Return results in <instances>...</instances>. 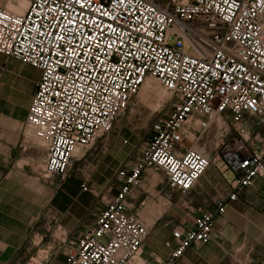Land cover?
<instances>
[{
  "label": "built area",
  "instance_id": "built-area-1",
  "mask_svg": "<svg viewBox=\"0 0 264 264\" xmlns=\"http://www.w3.org/2000/svg\"><path fill=\"white\" fill-rule=\"evenodd\" d=\"M13 1L15 10L0 5V53L41 70L24 131L46 148V176L63 178L146 85L157 82L173 102L59 264H127L150 231L128 209L145 170L162 171L185 193L219 161L232 172L228 198L175 227L176 245L167 240L169 254L157 263L181 264L191 245L217 236L228 203L264 179V0ZM198 132L211 134L215 155L187 145ZM81 187L88 191V181ZM27 264H48V256Z\"/></svg>",
  "mask_w": 264,
  "mask_h": 264
},
{
  "label": "crops",
  "instance_id": "crops-1",
  "mask_svg": "<svg viewBox=\"0 0 264 264\" xmlns=\"http://www.w3.org/2000/svg\"><path fill=\"white\" fill-rule=\"evenodd\" d=\"M0 5L15 10L16 3L0 0ZM4 57L0 53V264H27L31 257L42 253L47 254L48 264H59L65 258L69 242L95 222L117 193L119 169L136 161V154L149 135L130 160L127 153L112 152L109 178L98 175L97 180L108 182L115 176L118 184L97 203L100 190L83 191L82 180L78 183L69 176L64 182L50 184V177L42 170L46 148L24 131L38 78L25 70H3ZM253 124L260 127L257 122ZM223 167L215 161L205 171L189 190L191 205L181 210L178 200L173 202L170 197L160 195V183L165 180L169 185L165 174L155 168L145 170L128 209L137 213L150 231L138 254L127 264H157L165 259L170 251L166 241L176 245L172 236L175 227L191 226L195 216L215 210L218 198H228L231 189L227 181L232 176ZM93 178L91 175L90 180ZM163 203L168 206L162 208ZM140 204L148 211L136 209ZM167 211L172 215L170 221L176 222L172 227L158 223ZM151 223L158 225L154 228ZM215 228L217 236L191 245L181 264H264V179H258L255 188L241 190L238 199L229 202L225 212L216 217Z\"/></svg>",
  "mask_w": 264,
  "mask_h": 264
},
{
  "label": "rangeland",
  "instance_id": "rangeland-1",
  "mask_svg": "<svg viewBox=\"0 0 264 264\" xmlns=\"http://www.w3.org/2000/svg\"><path fill=\"white\" fill-rule=\"evenodd\" d=\"M2 69L29 71L38 78L37 82L41 74L40 68L35 65L22 60L6 57H4ZM172 108L173 102L168 91L157 82H154L152 85H146L142 92L133 98L130 107L118 115L110 132L101 135L86 151H81V157L77 160H73L72 165L66 174H64L63 178L61 176H52L48 178V182L50 184L61 183L66 181L69 176L75 178V181L78 183L79 180H82V182L87 180L89 182V188L100 190L99 195L95 200L97 203L105 195L108 196L109 192H112L114 186L118 184V181L115 180V176L111 177L108 182L97 180L98 175L103 178H109L112 171V166L110 165L111 158L113 157L112 152L116 151L121 155L127 153V159H132L133 153H135V151L144 143L145 139L148 138L153 120L159 116L170 114ZM116 137H118V142H115ZM191 138H194V135H191ZM187 145L194 146L201 151L203 147L206 146V150L210 151L212 155H215L217 151L211 134L201 135L198 132L196 133L195 139L189 140ZM124 164L125 162L121 164V166ZM223 166V168L228 170L225 165ZM91 175H94L92 181L90 180ZM228 176H232L230 170H228ZM160 184V188L162 189L160 195L170 197L173 202L178 200V209H185L191 205V202L188 199L190 191L185 193H175L171 190V187L165 182V180ZM165 206L168 205L163 203L162 208ZM136 209L140 212H143L144 210H146V212L148 211L143 206L136 207ZM171 219L172 215L167 211L166 213H163L162 219L158 221V223H167L172 227L176 222H174V220L170 221ZM158 223H151V225L155 228Z\"/></svg>",
  "mask_w": 264,
  "mask_h": 264
},
{
  "label": "bare ground",
  "instance_id": "bare-ground-1",
  "mask_svg": "<svg viewBox=\"0 0 264 264\" xmlns=\"http://www.w3.org/2000/svg\"><path fill=\"white\" fill-rule=\"evenodd\" d=\"M77 153H80V152H77ZM77 153H76V154H77Z\"/></svg>",
  "mask_w": 264,
  "mask_h": 264
}]
</instances>
